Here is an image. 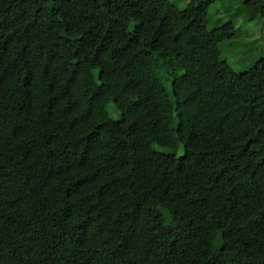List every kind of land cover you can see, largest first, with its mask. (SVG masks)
<instances>
[{"label":"trees","instance_id":"trees-1","mask_svg":"<svg viewBox=\"0 0 264 264\" xmlns=\"http://www.w3.org/2000/svg\"><path fill=\"white\" fill-rule=\"evenodd\" d=\"M214 1L0 0V264H264V53Z\"/></svg>","mask_w":264,"mask_h":264},{"label":"rangeland","instance_id":"rangeland-1","mask_svg":"<svg viewBox=\"0 0 264 264\" xmlns=\"http://www.w3.org/2000/svg\"><path fill=\"white\" fill-rule=\"evenodd\" d=\"M178 8L187 7L193 0H171ZM210 26L232 21L238 30L235 38L220 43L222 57L230 61L236 71L249 67L264 53V16L261 8L252 7L248 0H215L206 8ZM109 109L114 117L113 106ZM183 154V148L178 155Z\"/></svg>","mask_w":264,"mask_h":264}]
</instances>
